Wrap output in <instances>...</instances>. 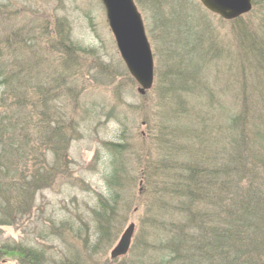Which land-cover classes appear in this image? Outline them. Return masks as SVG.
<instances>
[{
    "label": "trees",
    "instance_id": "obj_1",
    "mask_svg": "<svg viewBox=\"0 0 264 264\" xmlns=\"http://www.w3.org/2000/svg\"><path fill=\"white\" fill-rule=\"evenodd\" d=\"M187 1L176 0L164 15L158 2L166 1L147 0L150 37L160 28L168 38L160 43L166 63L155 65L160 119L147 129L152 144L128 150L122 139L104 143L107 195L95 194L94 231L80 239L69 232L73 242L59 250V264L73 253L91 262L99 255L105 264H264V6L258 12L254 0L253 15L230 21L228 35L216 40ZM68 37L60 19L0 33L2 224L28 214L36 191L69 174L62 145L75 138L84 111L100 110L82 98V52ZM208 68L221 79L211 81ZM129 151L144 165L145 208L127 255L104 259L117 234L116 162ZM47 152L55 159L47 161ZM1 250L17 251L25 264H47L46 250L34 246L6 242Z\"/></svg>",
    "mask_w": 264,
    "mask_h": 264
},
{
    "label": "rangeland",
    "instance_id": "obj_2",
    "mask_svg": "<svg viewBox=\"0 0 264 264\" xmlns=\"http://www.w3.org/2000/svg\"><path fill=\"white\" fill-rule=\"evenodd\" d=\"M137 1L143 13L144 23V9L148 7L150 11L147 12L148 24L152 26V9L147 5V0ZM259 1L255 7L261 12L264 0ZM164 2V4L158 2V5H161V12L166 15L165 12H169L168 9L176 4V0ZM187 3L189 8L194 10L195 19L204 18L208 21L204 22L200 29L211 31L216 40L228 35L231 20L227 21L213 14L204 17L205 10L198 0H188ZM0 5L2 11H6L5 17L3 14L0 15L1 33L9 28L18 29L24 24H34L36 20L38 22L43 19L49 20L51 25L57 19L63 20L69 42L71 41L74 47L82 52L78 66L87 74L85 81L81 82L85 88V97L82 93V98L89 101L87 102L89 104H100L99 111L98 109L92 112L84 111L79 117L83 120L76 124L75 138L62 145L64 164L67 165L69 174H62L51 187L36 191L31 198L32 207L28 214L22 215L17 212L13 219H8L10 224L0 223V246L14 240L29 247L30 244L26 240L32 239L34 244L44 245V248H40L46 250L47 264H59L61 262L59 250L65 252L59 240L61 231L67 236H70L71 232L74 239L86 238L88 236L85 233L91 234L94 231L95 218L92 207L95 192L105 193L103 174L106 165L110 167L107 151L102 149L103 142L110 140L119 142L122 139L125 140L128 150L131 147L140 148L146 147L147 143L152 144L151 137L147 136V128L141 122L147 117L149 121L147 127L152 131L154 129L149 128L153 124L152 121L159 122L160 117L156 113L159 108L155 103L158 97L153 93L157 83L154 80L151 90L144 95L137 93L136 84L127 76L125 66L115 48L106 24L104 9L98 0H0ZM32 9L40 10L39 16L36 17L30 12ZM154 33L159 34L160 39L155 40ZM154 33L149 43L155 72L158 60L166 63V59L162 58L163 50L161 51L160 43H166L163 41H167L168 38L160 28ZM209 40L212 41L211 38ZM208 70L212 76L211 81L221 79L220 74L215 75L214 70L210 68ZM123 156L125 157L121 161L116 162L121 189L114 231L120 233L129 221L138 222L137 218L142 210L139 196L142 195V190L147 188L148 183L144 175V165H137L129 153ZM52 159H55V155L47 152L46 160ZM51 223L56 227L55 234L51 230ZM110 248L106 249V253H109ZM68 257L69 261L65 262L69 264H75L74 259L77 260V264H97L96 260L98 264H105L99 255L94 257V262H91L90 256L83 259L77 253H73V257ZM20 262L23 263L22 257L17 251L1 250L0 264H21Z\"/></svg>",
    "mask_w": 264,
    "mask_h": 264
},
{
    "label": "water",
    "instance_id": "obj_3",
    "mask_svg": "<svg viewBox=\"0 0 264 264\" xmlns=\"http://www.w3.org/2000/svg\"><path fill=\"white\" fill-rule=\"evenodd\" d=\"M108 26L129 74L140 86L142 92L152 83V56L143 22L133 0H100ZM210 11L225 19H232L250 9V0H200ZM132 225L121 235L111 250L115 258L126 252L131 236Z\"/></svg>",
    "mask_w": 264,
    "mask_h": 264
}]
</instances>
